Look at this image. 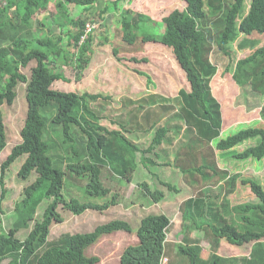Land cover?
Returning <instances> with one entry per match:
<instances>
[{"label": "trees", "instance_id": "16d2710c", "mask_svg": "<svg viewBox=\"0 0 264 264\" xmlns=\"http://www.w3.org/2000/svg\"><path fill=\"white\" fill-rule=\"evenodd\" d=\"M98 1L0 0V45L4 43L0 46V153L8 144L3 105L14 104L16 88L21 82L27 85L28 103L27 117L21 130L22 141L11 149L1 164L0 186L4 185L10 166L21 156H25V160L18 176L23 180L35 177L23 189V196L16 204L13 226L5 230L0 219V262L8 259V264H98L100 257L86 256L85 251L99 242L103 235L117 231L132 232L131 223L115 219L89 232L65 233L49 240L52 224L64 221L58 208L62 205L63 212L79 216L90 210L104 211L117 204L119 193L113 185H121L113 179L114 176L131 181L139 165L155 167L165 162L155 161L147 154L165 141L172 140L170 127L160 125V122L165 114L169 116L175 110L173 115L186 125L190 134L181 149L184 153L176 154L175 164L184 173L196 175L193 182L198 177L197 185L210 180L207 170L220 168L217 161L208 159L207 154L198 163L200 146H196L194 141H215L219 151L234 152L235 160L231 168H227L230 173L228 176L226 173L225 190H229L222 209L225 215L237 213L236 217L224 222L210 211L212 219H209V199L206 202L203 197L187 198L182 205L183 211L184 207L186 210L185 224L182 227L183 240L176 245L178 252L188 258V264H264V181L259 176L257 179L248 175L242 177V174H247L249 165L251 169L255 167V160L264 169V127H248L226 137L221 135L222 128L229 124L224 119L220 101L212 92L211 81L219 69L210 57L217 46L220 52L231 58L230 44L238 37L241 40L238 49L251 52L236 60L231 72L233 80L239 88L249 87L253 93L264 96V0H183L186 8L174 9L161 22L131 7L117 11L118 29L123 40L134 45L142 37L143 42H160L172 48L191 87L190 91L180 89L177 97L170 98L173 105L164 107L170 111H160L161 104L153 109L156 101H170L160 93L139 99L130 119L120 124V130L108 129L99 122L101 116L93 109L91 101L102 97L101 94H79L52 88L57 80L71 81L63 70L56 69L58 62L64 67L72 65L81 74L91 59L86 57V53H92L96 30L92 29L82 41L89 21L81 16H71L68 4L89 6L84 7L88 10ZM121 1L103 0L105 7L99 12L100 18L105 20L104 14L111 7L118 10ZM51 3H54L56 18L52 22L40 23L49 25V30L55 23L62 27V33L37 36L33 31V20ZM145 23L149 25L145 26ZM150 25L160 26L162 32L150 33L145 28ZM64 33L69 39L68 47L63 45ZM106 34L102 33L100 45L110 40ZM69 47L75 51H68ZM115 48V53H118L119 48ZM32 61L36 64L29 78L22 70ZM139 73L146 76L149 83H154L149 73ZM141 118L143 123L139 121ZM262 119L264 104L261 107ZM151 131H154L153 138L149 146L143 148L138 141L139 135ZM253 139H258V142L247 147ZM242 145L245 148L239 150ZM139 153L141 164L137 157ZM155 154L160 157V153ZM75 183L87 201L73 197L66 188L68 184L74 187ZM161 184L179 192L178 187L170 182L162 180ZM140 188L152 203L165 198L164 190L152 188L147 182H143ZM235 189L239 201L232 205L229 197ZM200 193L205 194L204 190ZM110 194H113L111 200L103 204L90 200V197L105 199ZM246 194L252 198L242 200V203L241 199H245ZM1 197H5L4 190ZM44 201H48V205L37 219L38 209ZM199 203L201 208L197 211ZM32 221L35 223L27 237L19 238L18 232L30 228ZM170 223V217L162 212L144 216L137 229L139 242L123 250L120 264H161L169 245L165 241ZM223 239L238 247L251 243L250 254L241 257L219 254ZM202 240L208 243V248L202 246Z\"/></svg>", "mask_w": 264, "mask_h": 264}, {"label": "rangeland", "instance_id": "374dc122", "mask_svg": "<svg viewBox=\"0 0 264 264\" xmlns=\"http://www.w3.org/2000/svg\"><path fill=\"white\" fill-rule=\"evenodd\" d=\"M229 1V0H228ZM187 4L183 0H122L119 3L118 10L114 7L109 8L104 14L105 20L100 18V10L105 7V2L99 0L90 9L86 10L84 7L78 6L74 3L68 4V10L73 17L81 16L82 19H86L87 22L95 25L94 43L91 47L92 53L88 51L86 57H90V64L83 70L81 74L75 71L72 65L62 66L59 62L56 65L58 71L63 70L66 77L71 81L57 80L53 83L52 88L62 91H73L79 94L91 93L101 94L102 97L91 101V106L101 116L99 122L108 127V129H121L120 124L126 123V120L130 119V114L134 112V108L139 99L148 97L152 93H160L166 97H177L180 89L184 88L191 90L190 83L186 78V73L181 69L178 64L172 48L165 46L160 42H143L142 37L134 45H128L123 40V34L118 29L119 27V13L123 8L131 7L137 12H147L154 21L161 22L163 16L169 11L174 9L184 10ZM118 11V12H117ZM117 12V13H116ZM56 9L54 3H51L47 10L38 12L34 18V27L36 35L39 36L41 31L50 33L49 25L43 27L40 22H52L55 17ZM88 22V23H89ZM149 23H145L148 26ZM147 28L150 33L162 32L160 26H149ZM53 36L62 33V27L53 23L51 28ZM68 29V26H67ZM76 28H73V31ZM106 31V32H104ZM102 33L108 34V42L105 45H100ZM106 34V35H107ZM63 45L68 47L67 33L63 34ZM241 40L237 37L233 40L232 57L225 56L222 52L214 47L211 53V60L218 66V73L213 77L211 81L212 92L217 96L221 103V107L224 111V119L228 121L229 126L222 128L221 135L226 137L229 134L236 133L240 129L248 127H264V123L261 119V106L264 104V96L253 93L249 87L239 88L232 77V70L234 68L236 60L246 56L251 50H239L238 44ZM115 47H118V53H115ZM67 50L75 51L73 47L67 48ZM73 50V51H72ZM134 59H138L135 61ZM35 61H32L29 66L22 71L30 78L31 69L35 66ZM139 71L147 72L153 78L154 83H149L146 76H143ZM26 83H19L17 86V97L13 105H3L4 119L7 128V146L0 153V167L2 162L7 158L11 149L22 141L21 130L25 124L28 111V103L26 97ZM105 97H109L106 99ZM174 103H177L174 102ZM161 104L160 111H170V105H173V100L170 99L168 103L163 101H156L154 107H158ZM175 110L168 114H165L160 125H168L171 129L169 135L171 141H165L163 145L153 150L149 157L155 161H165L160 166L146 167L142 165L136 169L133 173L132 180L122 179L114 176V180L118 182L121 187L113 185L114 190L118 191L119 197L117 198V204L110 206L104 211H86L85 213L76 216L71 212H63L62 205L59 206L58 211L62 213L64 221L61 223H54L51 226L49 240L59 238L65 233H77V232H89L94 230L98 225L107 223L117 218L127 219L134 229H138L142 215L145 216L150 213H160V208H166V212L171 213V226L168 229V242L172 243L166 248L167 259L169 258V264H188V258L184 257L178 252L177 246L182 239V219L185 220V214L183 211V202L187 197L193 198H206V202H211L209 205V219H212L211 212L214 215L220 216V219L226 222V219L231 220L236 217L237 213L233 212L230 215H225L222 209V205L226 203V191L227 188V176L230 173L232 162L235 160L234 152L219 151L216 148V142L207 143L198 139L194 141V144L200 146V152H198V163L201 161V157H207L209 160L217 161L218 166L228 169L207 170L210 180L204 181L202 187L201 182L197 185L198 177L195 178L194 186H190L189 180L193 181L192 174H183L180 170L175 169V155L183 150L182 147L187 143L190 134L187 133L186 125L181 123L180 119L173 115ZM156 118V117H154ZM141 123L144 120H139ZM264 121V120H263ZM182 124V128L179 126ZM142 132V131H140ZM154 131L146 134L139 135V143L143 148L149 146ZM129 136V133H125ZM134 137V135H130ZM136 138V137H134ZM258 142V139L249 141L248 146L254 145ZM244 145L239 147V150L244 149ZM160 153V157H157L155 153ZM138 162H140V153L138 154ZM183 157V155H182ZM25 156L19 157L7 171L4 185L0 186V219L2 221V227L5 230H9L15 221V207L17 202L23 196V189L35 178L30 177L28 180H23L18 176V171L21 168ZM213 160V161H214ZM254 161V160H253ZM256 161V162H255ZM255 169L249 165L247 174L243 176L252 178H262L264 181V169L257 160ZM240 163H247L248 161H239ZM161 163V162H160ZM168 163V164H165ZM176 165V164H175ZM152 166V165H150ZM177 168V167H176ZM150 170H153L152 172ZM257 170V172H256ZM227 173V176H226ZM226 176V177H225ZM119 179V180H117ZM185 181H184V180ZM103 180L105 182V171L103 172ZM170 182L178 188H181L180 193L167 189L166 186L161 184V181ZM143 182H147L149 185L162 189L166 193L168 200L160 202L159 205L149 206L147 197L140 192V185ZM263 186H264V182ZM261 183V184H262ZM116 187V188H115ZM73 197H78L82 201H87L88 198L84 196L82 190L78 184L75 183L74 187H66ZM5 191V197L2 198V191ZM204 190L205 194L201 195L200 191ZM113 191L112 193H114ZM237 189L230 195L229 199L232 205L237 204L236 196ZM65 193V191H64ZM236 193V194H235ZM113 194L108 195L105 199L98 197H90L91 201L99 202L100 204L111 200ZM245 199H251V195ZM176 200V201H175ZM190 201V200H188ZM243 201V202H244ZM242 202V203H243ZM185 203V202H184ZM146 204V206H145ZM173 204H175V210H173ZM48 205V201H44L38 213L37 219H40V215L43 209ZM207 207V205H206ZM201 208L200 203L197 205V211ZM223 217V218H222ZM182 218V219H181ZM227 220V221H228ZM34 221L31 222L30 228L22 229L18 232L17 236L21 239H25L34 226ZM242 224V221H239ZM180 225V226H179ZM123 231L103 235L101 242L95 243V246L89 247L85 251L86 256L97 255L100 257L98 264H120V254L127 246L137 243V236L132 232L124 233ZM123 235V237H122ZM202 245L208 248V243L202 241ZM219 249V254L224 256H246L251 252L252 244H245L242 247H238L229 244L225 239ZM9 260L1 261L0 264H8Z\"/></svg>", "mask_w": 264, "mask_h": 264}, {"label": "crops", "instance_id": "0c3cea01", "mask_svg": "<svg viewBox=\"0 0 264 264\" xmlns=\"http://www.w3.org/2000/svg\"><path fill=\"white\" fill-rule=\"evenodd\" d=\"M173 11V10H172ZM141 12V11H140ZM171 11H169L167 14H165L164 16H167L169 13H170ZM142 13H144V12H142ZM147 12H145V14H146ZM149 14V13H148ZM147 14V15H148ZM150 15V14H149ZM163 16V17H164ZM151 17V16H150ZM152 20H154V19H152ZM42 22H44V21H42ZM44 25L42 24V26L41 27H43ZM45 27V26H44ZM51 30V29H50ZM33 31H34V33H36V30L35 29H33ZM45 32L44 31H41L40 33H39V35H42V34H44ZM50 33H53V32H50ZM0 46H4V43H2ZM166 46V45H165ZM173 50V49H172ZM175 56V55H174ZM262 107V106H261ZM174 160H176V155H175V159ZM160 163V162H159ZM174 165V167H175V169H178V172H180L181 170L179 169V168H176V165L175 164H173ZM220 167V166H219ZM221 168V167H220ZM223 168V167H222ZM225 169H227V168H225ZM180 170V171H179ZM183 174H185L183 171H181ZM184 180V179H183ZM185 181V180H184ZM189 184H190V186H194V183H193V181H191V180H189ZM204 183L203 182H201V185H203ZM151 186V185H150ZM152 188H155V187H153V186H151ZM179 189V192H177L176 191V193H180L181 191H182V189L181 188H178ZM140 190H141V188H140ZM119 197V196H118ZM187 198H189V197H187ZM186 198V199H187ZM169 198L168 197H166V193H165V198L162 200V201H160V202H163L164 200H168ZM186 199H184V200H186ZM149 201V206H155V205H161L160 204V202H156V203H152L150 200H148ZM176 201V200H175ZM118 202V201H117ZM145 206H146V204H145ZM175 210V204H173V210L171 211V212H173ZM160 211L162 212V213H165V214H167L169 217H170V219H171V221H172V218H171V213H169V212H166V208H160ZM160 212V213H161ZM146 216V215H145ZM144 216L142 215V217H141V219L143 218ZM117 219H123V220H127V219H124V218H117ZM182 219V218H181ZM128 221V220H127ZM129 222V221H128ZM140 222H141V220H140ZM185 224V222H184V220L182 219V227H183V225ZM139 225H140V223H139ZM170 226H171V223H170V225H169V227H168V229L170 228ZM180 226V225H179ZM139 227V226H138ZM118 232H121V231H117V232H114V233H112V234H115V233H118ZM124 232V231H123ZM124 233H128V232H124ZM123 233V234H124ZM133 233H135L136 234V236H137V229H134L133 231H132V234ZM181 233H182V231H181ZM198 234V233H197ZM199 235V234H198ZM106 236V235H105ZM182 236V239H181V241H180V243L182 242V240H183V234L181 235ZM122 237H123V235H122ZM170 237V236H169ZM168 230H167V238H166V243L167 244H169L167 247H169L170 245H172V243H169V242H172V241H169L168 242ZM137 238V243L139 242V239H138V237H136ZM103 239H100L99 240V242H101ZM202 241H205V240H202ZM98 243V242H97ZM136 243V244H137ZM201 244H202V242H201ZM131 245H135V244H131ZM173 245H175L176 246V244H173ZM93 247L95 246V244H93L92 245ZM91 246V247H92ZM203 246V245H202ZM166 247V248H167ZM124 250V249H123ZM123 252V251H122ZM122 252H121V254H120V259H121V255H122ZM169 258L167 259V251H166V249H165V254H164V256H163V258H162V261H161V264H169Z\"/></svg>", "mask_w": 264, "mask_h": 264}, {"label": "built area", "instance_id": "2783aa9c", "mask_svg": "<svg viewBox=\"0 0 264 264\" xmlns=\"http://www.w3.org/2000/svg\"><path fill=\"white\" fill-rule=\"evenodd\" d=\"M95 28V25H93L92 23H88L87 24V26H86V33H85V35L82 37V41L84 40V38L88 35V33L90 32V31H92V29H94Z\"/></svg>", "mask_w": 264, "mask_h": 264}]
</instances>
